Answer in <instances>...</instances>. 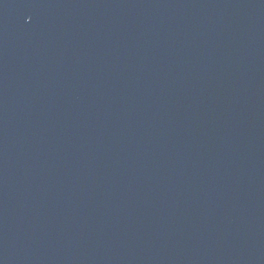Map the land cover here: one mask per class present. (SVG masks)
Masks as SVG:
<instances>
[{
  "label": "water",
  "instance_id": "95a60500",
  "mask_svg": "<svg viewBox=\"0 0 264 264\" xmlns=\"http://www.w3.org/2000/svg\"><path fill=\"white\" fill-rule=\"evenodd\" d=\"M0 264H264V0H0Z\"/></svg>",
  "mask_w": 264,
  "mask_h": 264
}]
</instances>
